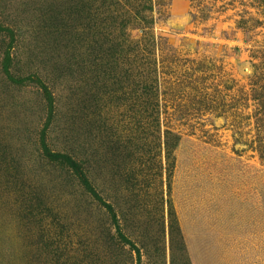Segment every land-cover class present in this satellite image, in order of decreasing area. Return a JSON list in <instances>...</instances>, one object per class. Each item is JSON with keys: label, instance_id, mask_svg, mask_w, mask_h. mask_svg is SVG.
<instances>
[{"label": "rangeland", "instance_id": "obj_1", "mask_svg": "<svg viewBox=\"0 0 264 264\" xmlns=\"http://www.w3.org/2000/svg\"><path fill=\"white\" fill-rule=\"evenodd\" d=\"M0 264H264V0H0Z\"/></svg>", "mask_w": 264, "mask_h": 264}, {"label": "trees", "instance_id": "obj_2", "mask_svg": "<svg viewBox=\"0 0 264 264\" xmlns=\"http://www.w3.org/2000/svg\"><path fill=\"white\" fill-rule=\"evenodd\" d=\"M148 23V22H147ZM147 25V24H146Z\"/></svg>", "mask_w": 264, "mask_h": 264}]
</instances>
